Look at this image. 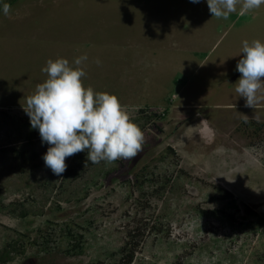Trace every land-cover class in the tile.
Instances as JSON below:
<instances>
[{"label":"rangeland","instance_id":"obj_1","mask_svg":"<svg viewBox=\"0 0 264 264\" xmlns=\"http://www.w3.org/2000/svg\"><path fill=\"white\" fill-rule=\"evenodd\" d=\"M10 5L0 9V264H264V88L253 108L235 91L243 41L264 43V5L244 16L237 5L227 20L207 0ZM85 54L83 85L118 97L143 151L93 164L85 150L58 177L24 106L48 59L76 67Z\"/></svg>","mask_w":264,"mask_h":264},{"label":"clouds","instance_id":"obj_2","mask_svg":"<svg viewBox=\"0 0 264 264\" xmlns=\"http://www.w3.org/2000/svg\"><path fill=\"white\" fill-rule=\"evenodd\" d=\"M207 4L212 17L227 20L237 12V5L239 15L244 16L259 9L264 0H207ZM0 6L5 15L10 13V4ZM241 53L236 65L241 76L235 91L245 99L246 107L253 108L264 88V43L245 40ZM86 60V54L77 57L73 67L66 58L48 59L42 68L48 78L36 85L24 106L31 128L38 129L42 143L49 145L43 155L45 166L58 177L67 169L66 157L85 150L93 164L129 161L143 151L145 133L118 97L83 85L86 72L79 66Z\"/></svg>","mask_w":264,"mask_h":264},{"label":"trees","instance_id":"obj_3","mask_svg":"<svg viewBox=\"0 0 264 264\" xmlns=\"http://www.w3.org/2000/svg\"><path fill=\"white\" fill-rule=\"evenodd\" d=\"M15 1L17 0H8V1H5L4 3H8V4H12L14 3ZM2 6H0V9H1ZM248 211V210H247ZM264 256V255H263ZM132 260V254L129 255L128 259H127V262L129 263L130 261Z\"/></svg>","mask_w":264,"mask_h":264}]
</instances>
